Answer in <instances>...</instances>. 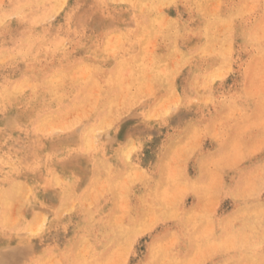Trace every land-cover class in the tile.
Returning <instances> with one entry per match:
<instances>
[{
    "label": "rangeland",
    "instance_id": "1",
    "mask_svg": "<svg viewBox=\"0 0 264 264\" xmlns=\"http://www.w3.org/2000/svg\"><path fill=\"white\" fill-rule=\"evenodd\" d=\"M0 264H264V0H0Z\"/></svg>",
    "mask_w": 264,
    "mask_h": 264
}]
</instances>
